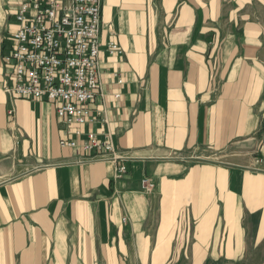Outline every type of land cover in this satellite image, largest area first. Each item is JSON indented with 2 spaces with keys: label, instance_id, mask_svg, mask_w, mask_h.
<instances>
[{
  "label": "crops",
  "instance_id": "obj_1",
  "mask_svg": "<svg viewBox=\"0 0 264 264\" xmlns=\"http://www.w3.org/2000/svg\"><path fill=\"white\" fill-rule=\"evenodd\" d=\"M17 4L0 0V264H264V0H103L91 108L118 181L59 146L54 104L5 92Z\"/></svg>",
  "mask_w": 264,
  "mask_h": 264
},
{
  "label": "built area",
  "instance_id": "obj_2",
  "mask_svg": "<svg viewBox=\"0 0 264 264\" xmlns=\"http://www.w3.org/2000/svg\"><path fill=\"white\" fill-rule=\"evenodd\" d=\"M102 3L103 0H18L16 25L2 64L10 77L5 92L12 99L54 104L64 133L59 146L72 150L78 159L101 158L115 163L113 180L118 181L126 167L116 163L121 159L103 107L91 108L97 97H103L99 43ZM105 52L114 56L121 54V49L109 41ZM116 84L121 85L122 80ZM96 123L106 128L100 135L87 130ZM139 190L145 196L151 195L154 181L142 176Z\"/></svg>",
  "mask_w": 264,
  "mask_h": 264
},
{
  "label": "rangeland",
  "instance_id": "obj_3",
  "mask_svg": "<svg viewBox=\"0 0 264 264\" xmlns=\"http://www.w3.org/2000/svg\"><path fill=\"white\" fill-rule=\"evenodd\" d=\"M262 125H263V122H262ZM260 130H261V133L263 134V132H264V126H260ZM237 150H239V151H237ZM243 151H245V152H247V150H246V148H241V149H239V148H234V149H232V152H236V153H234V155H233V157H230L229 158V160L230 161H241L242 159L244 160V159H246L244 156H243ZM237 152H239V153H237ZM211 161V160H210ZM218 161H227V158H225V159H223V160H218ZM234 161H233V163H234ZM235 164V163H234Z\"/></svg>",
  "mask_w": 264,
  "mask_h": 264
}]
</instances>
